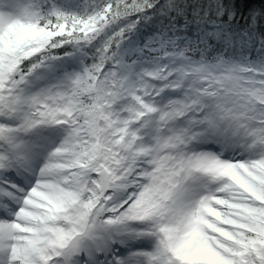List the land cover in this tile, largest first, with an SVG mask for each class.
<instances>
[{"label": "snow or ice", "instance_id": "obj_1", "mask_svg": "<svg viewBox=\"0 0 264 264\" xmlns=\"http://www.w3.org/2000/svg\"><path fill=\"white\" fill-rule=\"evenodd\" d=\"M0 264H264V0H0Z\"/></svg>", "mask_w": 264, "mask_h": 264}]
</instances>
